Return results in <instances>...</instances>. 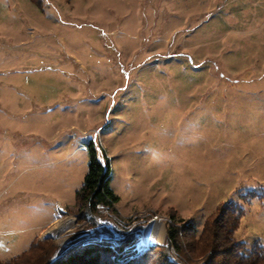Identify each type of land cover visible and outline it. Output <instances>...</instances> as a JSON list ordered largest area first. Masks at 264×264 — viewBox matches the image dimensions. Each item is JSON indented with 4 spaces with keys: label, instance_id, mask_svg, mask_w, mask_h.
<instances>
[{
    "label": "rangeland",
    "instance_id": "obj_1",
    "mask_svg": "<svg viewBox=\"0 0 264 264\" xmlns=\"http://www.w3.org/2000/svg\"><path fill=\"white\" fill-rule=\"evenodd\" d=\"M40 6L0 0V264H40L96 235L164 247L170 214L199 231L229 201L236 236L264 248V0ZM90 139L117 201L78 220ZM154 221L164 235L149 245Z\"/></svg>",
    "mask_w": 264,
    "mask_h": 264
},
{
    "label": "trees",
    "instance_id": "obj_2",
    "mask_svg": "<svg viewBox=\"0 0 264 264\" xmlns=\"http://www.w3.org/2000/svg\"><path fill=\"white\" fill-rule=\"evenodd\" d=\"M31 1L41 7L40 0ZM86 149L88 170L75 193L74 215L78 220H94L101 209L113 211L117 201L110 186V158L94 139L87 141ZM241 215L242 208L237 203L219 204L198 231L190 221L177 219L173 213L166 223L164 247L148 246L138 250L139 231L123 235L118 241L96 235L71 244L40 264H179L188 254L199 258L197 264H264L263 246L258 242L248 248L236 236ZM38 244V239L32 240L26 250L10 257L8 262L14 263ZM159 247L162 249L157 252Z\"/></svg>",
    "mask_w": 264,
    "mask_h": 264
},
{
    "label": "bare ground",
    "instance_id": "obj_3",
    "mask_svg": "<svg viewBox=\"0 0 264 264\" xmlns=\"http://www.w3.org/2000/svg\"><path fill=\"white\" fill-rule=\"evenodd\" d=\"M65 224V223H64ZM61 227H59L57 230H60ZM163 224L160 221H154L151 222L149 230L147 231V233L145 232V236L146 238L144 239V241H147L148 243H152L154 242H158L161 241L164 235V230H163ZM60 234V232L58 233V235ZM144 236V237H145Z\"/></svg>",
    "mask_w": 264,
    "mask_h": 264
},
{
    "label": "water",
    "instance_id": "obj_4",
    "mask_svg": "<svg viewBox=\"0 0 264 264\" xmlns=\"http://www.w3.org/2000/svg\"><path fill=\"white\" fill-rule=\"evenodd\" d=\"M150 224H151V223H149V224L146 226L144 232L147 233V231L149 230ZM154 244H155V243L153 242V243H151V244H149V245H154Z\"/></svg>",
    "mask_w": 264,
    "mask_h": 264
},
{
    "label": "crops",
    "instance_id": "obj_5",
    "mask_svg": "<svg viewBox=\"0 0 264 264\" xmlns=\"http://www.w3.org/2000/svg\"><path fill=\"white\" fill-rule=\"evenodd\" d=\"M32 240H33V239H32ZM32 240H31V241H32ZM31 241H30V242H31ZM30 242H29V244H30ZM29 244H28V245H29ZM27 247H28V246H27ZM25 249H26V248H25ZM25 249H24V250H25ZM11 257H12V256H11Z\"/></svg>",
    "mask_w": 264,
    "mask_h": 264
},
{
    "label": "built area",
    "instance_id": "obj_6",
    "mask_svg": "<svg viewBox=\"0 0 264 264\" xmlns=\"http://www.w3.org/2000/svg\"><path fill=\"white\" fill-rule=\"evenodd\" d=\"M141 245H142V242H141Z\"/></svg>",
    "mask_w": 264,
    "mask_h": 264
}]
</instances>
